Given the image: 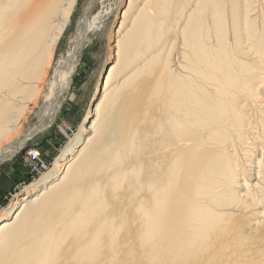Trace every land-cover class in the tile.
Instances as JSON below:
<instances>
[{"label": "bare ground", "instance_id": "6f19581e", "mask_svg": "<svg viewBox=\"0 0 264 264\" xmlns=\"http://www.w3.org/2000/svg\"><path fill=\"white\" fill-rule=\"evenodd\" d=\"M98 1L53 66L75 0H0V162L59 113ZM125 4L86 124L0 215V264H264V21L251 0Z\"/></svg>", "mask_w": 264, "mask_h": 264}, {"label": "rangeland", "instance_id": "374dc122", "mask_svg": "<svg viewBox=\"0 0 264 264\" xmlns=\"http://www.w3.org/2000/svg\"><path fill=\"white\" fill-rule=\"evenodd\" d=\"M86 2L87 0H75L68 25L59 38L52 55L53 66L69 50ZM126 2L127 0H99L94 6L87 22L92 24L93 19H98L105 13L108 14L107 19L102 26L100 24V30L94 31L90 35L91 41L82 51L76 71L72 75L70 87L60 101L59 113L47 129L34 135L11 158L0 162V215L9 210L11 205L27 191L33 190L34 186L38 185L45 176L52 175L55 163L64 150L76 139L80 128L86 124L85 119L91 110L93 101L98 96L96 92H98L102 76L114 60L110 48L120 37V34L116 36V31L121 22L120 13L126 8ZM261 2L263 3V0H251V6L255 9L251 16L253 15V19L259 25L264 21V14L257 10L261 7L259 5ZM173 31H175L173 35L175 39L166 44L170 46V49L167 47L169 50L166 48L168 50L166 54L170 57L171 64L175 65V59L178 58L180 52V41L176 30ZM127 33H131V31L124 34V43L128 41ZM172 68L174 70L175 66ZM38 109L39 106L30 112L24 110L20 118L21 126L18 134L25 133L29 126L36 122ZM17 133L12 136L14 137ZM16 209L18 207L11 211L14 212Z\"/></svg>", "mask_w": 264, "mask_h": 264}]
</instances>
